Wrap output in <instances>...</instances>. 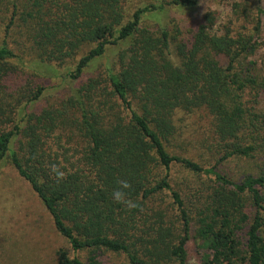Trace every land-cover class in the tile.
<instances>
[{
	"label": "trees",
	"instance_id": "1",
	"mask_svg": "<svg viewBox=\"0 0 264 264\" xmlns=\"http://www.w3.org/2000/svg\"><path fill=\"white\" fill-rule=\"evenodd\" d=\"M202 1L167 5L189 9ZM123 2L28 0V18L37 22L35 43L45 61L64 64L83 44L94 45L68 73L71 80L81 78L109 48L119 49L105 79H89L62 103V112L75 118L65 120L60 132L72 129L86 143L75 164L64 158L67 167L44 157L57 124L43 112L27 113L10 131L0 132V165L8 159L67 241L70 253L58 250L55 264H100L103 254L123 255L127 264H187L192 233L202 264H264V167L240 182L219 170L228 160L264 154V107L259 103L248 109L245 101L248 91L255 97L264 93L260 67L246 63L264 46L263 10L257 8L248 34L220 32L210 11L181 38L178 28L172 34L164 27H143L147 14L164 11V2L136 10L127 21ZM15 58L0 47V80L10 74ZM41 92H30L25 106ZM198 110L212 118L218 143L219 159L208 169L168 150L176 133L175 114ZM176 170L213 178L203 200L188 204L174 189ZM117 191L124 193L119 202ZM164 197L177 213L179 232L157 208L151 211L154 236L138 243V217Z\"/></svg>",
	"mask_w": 264,
	"mask_h": 264
},
{
	"label": "rangeland",
	"instance_id": "2",
	"mask_svg": "<svg viewBox=\"0 0 264 264\" xmlns=\"http://www.w3.org/2000/svg\"><path fill=\"white\" fill-rule=\"evenodd\" d=\"M171 1L159 0L156 3L152 0H124L122 10L125 21L138 9L164 2L165 7L161 14L154 12L143 18V27L151 31L164 27L172 34L178 28V33L185 35L192 27L195 28L205 12L211 11L216 15L217 30H227L231 36H238L251 31L253 17L259 6L264 12V0H203L189 9L167 5ZM30 11L28 0H0V47L6 46L16 56L11 62L12 71L0 80V132L10 131L27 113L37 116L48 112L57 124V131L47 140L46 149L42 150L44 157L52 158L54 163H62L66 158L75 164L83 155L86 143L72 129L60 132L62 124L65 126V120L75 118L74 114L62 112V103L72 97L89 79H105L107 68L115 65L119 48H109L103 58L91 64L81 78L73 81L67 77L68 73L73 71L77 61L94 45L83 44L74 51L72 59L64 64L62 60L45 61L37 50L34 32L37 22L28 18ZM56 12L58 11L54 13ZM26 20H29L28 24ZM6 26H9L8 33H4ZM34 26L36 27L33 28ZM183 35L181 38H184ZM261 41H264V27ZM251 60L257 63L261 69L259 74L264 77V46L246 63H251ZM37 89L42 90L41 96L25 106L27 95H33ZM259 94L261 95L255 97V91L245 93L248 109L258 108L259 103L261 109L264 107V93L260 91ZM174 124L176 133L170 141L169 152L188 157L202 168L212 167L219 155L210 115L205 110L178 112L174 116ZM62 164L67 166L66 163ZM263 167L264 154L256 153L250 159L228 160L221 164L219 170L234 182H240L248 175H257ZM57 168L61 169L62 166L57 165ZM211 184V176L199 178L180 170H176L171 178V185L183 194L188 204L190 201L195 203L198 199L203 200L208 194L207 187ZM169 201L167 197L156 199L153 204L148 205L149 211L143 214L146 216L138 217L135 224V236L137 239L141 238L138 243H148L154 236L152 229L156 225L151 211L157 208L165 214V220L169 224L173 223L179 232L177 213ZM62 249L70 253L67 241L54 230L52 221L36 194L18 176L8 159L5 160L0 165V264H55L56 252ZM187 253V264H202V251L193 233L187 245ZM86 256V253L80 256L83 262ZM98 260L100 264H127L123 255L103 254ZM159 264L176 263L164 260Z\"/></svg>",
	"mask_w": 264,
	"mask_h": 264
},
{
	"label": "clouds",
	"instance_id": "3",
	"mask_svg": "<svg viewBox=\"0 0 264 264\" xmlns=\"http://www.w3.org/2000/svg\"><path fill=\"white\" fill-rule=\"evenodd\" d=\"M123 187L127 188L128 184L126 182L123 183ZM124 193L117 191L114 193V198L116 199L117 202H119L121 199H123Z\"/></svg>",
	"mask_w": 264,
	"mask_h": 264
}]
</instances>
